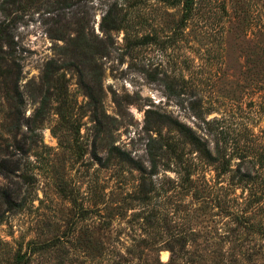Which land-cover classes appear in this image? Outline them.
Listing matches in <instances>:
<instances>
[{
    "label": "rangeland",
    "instance_id": "rangeland-1",
    "mask_svg": "<svg viewBox=\"0 0 264 264\" xmlns=\"http://www.w3.org/2000/svg\"><path fill=\"white\" fill-rule=\"evenodd\" d=\"M176 2L0 0V264L44 243L30 264H105L99 242L104 257L114 250L129 264H264L237 244L212 245L235 226L221 206L243 209L250 196L239 174L257 176L264 202V77L254 55L264 48V0H198L185 22ZM51 60L59 68L41 108ZM162 115L220 160H203ZM113 148L147 172L109 157ZM246 211L264 223V209Z\"/></svg>",
    "mask_w": 264,
    "mask_h": 264
},
{
    "label": "trees",
    "instance_id": "trees-1",
    "mask_svg": "<svg viewBox=\"0 0 264 264\" xmlns=\"http://www.w3.org/2000/svg\"><path fill=\"white\" fill-rule=\"evenodd\" d=\"M176 1H177L176 3H178L181 6V9L183 11L181 22H185L189 19L191 12L194 9L196 10V7L198 6L197 5L198 0H176ZM224 11L228 13L226 9H224ZM260 27L261 28L258 31L264 34V25H260ZM83 52L87 53L86 50H84ZM90 55H92V52L90 53ZM254 55H256L257 65L261 67L262 74L264 77V48H259L258 52L255 53ZM58 68H59V65L54 60L49 61L45 65L44 74L42 78V89L43 88L45 89L44 91L45 95L41 101V108H44L46 104L48 103V100L50 99L48 94H50V91L53 88V85H52V82L54 79L53 74L58 70ZM149 76L151 79H154L152 75H149ZM174 93L175 92L173 93L171 92V94H174ZM17 108H19V106H17ZM191 109L194 111V114L196 115V117L201 119L209 127L210 131H212V127H211L212 124H210V122L205 121L204 119L205 111L199 107V103H195V104L192 103ZM15 115L16 113H11V112L9 113V116L12 118L10 121L11 123L9 125V129H11L10 131L12 132V134L20 129L19 120L15 117ZM161 121L165 126L174 129L178 133V135L182 137V139H184L189 144L194 146L196 152H198L201 158L205 160L207 163H215L220 160L219 159V156H221L220 151H217L218 157L213 156L207 146V142L201 139L195 133V131L189 126L185 125L184 123L180 122L178 119H175L169 115H162ZM219 128H221L219 131H218V128H214L213 132L217 130L220 137L223 136L226 139L227 133L224 132V128L223 127H219ZM223 150L226 151V149H223ZM225 154H222L223 157L225 156ZM109 157L119 159L121 162L130 165L135 170L139 171L142 175L147 172L142 163L136 162L129 154L123 151H120L117 148H113L110 150ZM241 159L245 160L246 159L245 155H241ZM150 162H151V170L149 174L154 175L152 173L157 169V155L153 153L152 151L150 153ZM227 163H230V159L226 160V164L224 165V169L222 171L223 173H226L230 170L229 164ZM5 172H6L5 165L3 164V161H2L0 163V175L2 174L7 175ZM238 172H240V168H238ZM239 175H240L239 180L245 183L246 188L249 187L248 190L250 191V196L245 198V206H243V209H239L238 206H235V207H231L228 210L227 209L223 210L222 209L223 206H221V210L227 214V216L231 219V222H233L235 226L233 229L232 228L230 229V232H223V231H221V233L217 232L215 234V238L213 239L216 241V243L210 240L209 241L214 243L212 245H216L220 247H222L225 244H229V246L233 245L235 247V244H237L240 248H242L240 249V251L243 250V255L245 259L248 262H251L254 258V255L255 256L259 255L261 258L264 259V253H263L264 252V226H263L264 223L261 224L260 222H256V223L252 222V218L246 215L247 214L246 207L255 205L257 206V208L260 207V209L263 210L264 202H263L262 194L258 190L253 189L255 187L254 185L256 184L255 181L257 180V176L256 175L252 176L251 173L249 172L239 174ZM11 197H12V194H11ZM218 202H219L218 204L226 205L225 203H222L223 201L221 199H219ZM7 204L16 206L14 204V201H12L10 198L7 200ZM240 230L243 231L242 234L237 233V231H240ZM251 234L252 235L254 234L257 237L254 236L255 238H253V236L251 237ZM236 236H240V237H236ZM257 240H258V245H257ZM253 241H255V244H252ZM49 246L51 245H49L48 243H44V244H41V246H38V245L35 246L33 251H31L30 253L26 252L24 254H21L17 252L16 254H14L12 261L8 264H30L32 260L31 258L35 252L45 251ZM98 246H99L98 257L100 256L102 260L105 262V264H129L126 258L123 257V255H118L117 253H115L114 250H108L110 254L104 257V254H105L104 251L107 249L104 248L103 244H101L100 242L98 243ZM179 258L181 257L177 256V258L176 257L171 258L168 264H174V262L175 261L177 262Z\"/></svg>",
    "mask_w": 264,
    "mask_h": 264
},
{
    "label": "bare ground",
    "instance_id": "bare-ground-1",
    "mask_svg": "<svg viewBox=\"0 0 264 264\" xmlns=\"http://www.w3.org/2000/svg\"><path fill=\"white\" fill-rule=\"evenodd\" d=\"M163 254H164V258H166V257H167V256H166V255H167V253H166V252H164Z\"/></svg>",
    "mask_w": 264,
    "mask_h": 264
}]
</instances>
